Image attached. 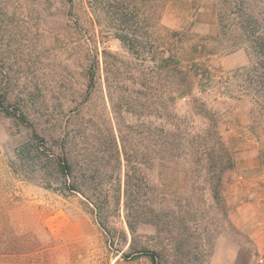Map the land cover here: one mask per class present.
I'll use <instances>...</instances> for the list:
<instances>
[{"label": "rangeland", "instance_id": "rangeland-1", "mask_svg": "<svg viewBox=\"0 0 264 264\" xmlns=\"http://www.w3.org/2000/svg\"><path fill=\"white\" fill-rule=\"evenodd\" d=\"M127 1L95 17L88 0H0V264H264V0ZM120 10L143 51L167 45L190 63L192 101L176 112L207 141L203 163H232L219 198L210 189L221 167L210 164L209 184L194 175L189 197L168 195L169 210L133 213L134 235L122 209L106 212L105 232L80 195L46 188L48 135L67 119L60 99L81 93L96 54L120 70L114 56L132 60L116 38L132 36Z\"/></svg>", "mask_w": 264, "mask_h": 264}, {"label": "trees", "instance_id": "trees-1", "mask_svg": "<svg viewBox=\"0 0 264 264\" xmlns=\"http://www.w3.org/2000/svg\"><path fill=\"white\" fill-rule=\"evenodd\" d=\"M127 2L88 0L87 3L92 15L97 17L98 6ZM123 11L116 14L117 22L121 23L123 32L132 36L116 38L132 60L114 56L124 66L120 70L110 65L108 53L104 52L101 69L96 54L85 70L81 93L74 92L76 97L72 101L60 99L56 108L66 107L67 119L61 125L53 120L48 135L51 163H46V188L61 196L80 195L87 202L90 215L105 232L106 212L119 213L122 209L127 227L134 235L133 213L147 207L160 213L169 210L173 205L168 195L181 193L189 197L190 183L195 177L197 182L209 184L202 172L210 164L221 167L210 189L219 198L223 170H229L232 163H203L200 150H209L207 141L188 131V113L181 117L176 112L177 102L183 101L189 107L192 101L190 63L183 65L182 57L171 53L167 45L143 51L147 39L133 37ZM147 62L154 66H145ZM215 138L217 151L225 152L222 138L217 134ZM154 169L155 184L150 182V172ZM183 202L186 200L180 198L174 201L179 205ZM7 236L10 246L5 250H11V243H17L18 239L10 229ZM133 247L132 240L129 251ZM119 254L124 260L130 257L122 251ZM152 262L155 263L153 257Z\"/></svg>", "mask_w": 264, "mask_h": 264}]
</instances>
